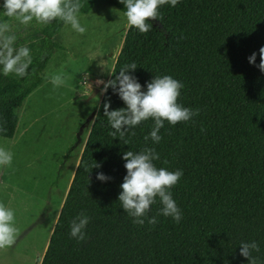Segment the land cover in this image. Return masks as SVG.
<instances>
[{
	"label": "trees",
	"instance_id": "1",
	"mask_svg": "<svg viewBox=\"0 0 264 264\" xmlns=\"http://www.w3.org/2000/svg\"><path fill=\"white\" fill-rule=\"evenodd\" d=\"M95 1L82 0L81 14ZM102 1L125 11L119 0ZM3 11L0 21L11 25L16 47L30 48L33 61L24 78L0 72V137L11 138L17 112L43 81L57 46L52 37L64 23L24 26ZM159 11L162 19L150 20L147 34L127 25L105 84L135 62L131 74L142 87L170 75L184 85L178 103L199 114L175 126L165 122L159 143L144 139L154 125L149 119L128 130L126 145L109 135L114 130L103 105L126 106L111 87L102 91L39 264H248L241 241H256L260 251L252 255L264 264V73L255 66L264 46V0H180ZM253 52L256 61L249 64ZM145 147L159 154L157 167L183 172L171 189L183 216L178 224L158 214V200L147 213L156 217L154 226L147 218L134 224L121 208L122 154ZM95 163L100 167L91 169ZM98 172L111 179L97 180ZM82 210L90 220L87 238L78 243L70 222Z\"/></svg>",
	"mask_w": 264,
	"mask_h": 264
},
{
	"label": "rangeland",
	"instance_id": "2",
	"mask_svg": "<svg viewBox=\"0 0 264 264\" xmlns=\"http://www.w3.org/2000/svg\"><path fill=\"white\" fill-rule=\"evenodd\" d=\"M79 22L85 33L63 24L53 35L43 81L23 100L12 137H0V149L13 154L0 165V203L13 210L17 229L0 264H38L91 122L78 143L73 134L98 104L127 27L124 13L102 0ZM55 75L63 85L52 84Z\"/></svg>",
	"mask_w": 264,
	"mask_h": 264
},
{
	"label": "clouds",
	"instance_id": "3",
	"mask_svg": "<svg viewBox=\"0 0 264 264\" xmlns=\"http://www.w3.org/2000/svg\"><path fill=\"white\" fill-rule=\"evenodd\" d=\"M119 2L124 5L128 27H134L139 33L147 34L153 30L149 21L162 19L159 9L165 5L175 7L180 0H119ZM83 7L82 0H3V4L0 5L5 17L15 19L21 25L28 26L35 21L46 26L54 21H60L70 25L79 34L86 31L79 22ZM16 40L11 25L7 21H0V72L5 77L14 75L17 78H24L29 75V68L33 63L31 50L27 46L16 47ZM256 56V52H253L247 58L249 64H255ZM259 58V64L255 66L264 73V46L259 48ZM137 67L135 62L126 64L118 75H115V79L109 80L104 86L103 91L111 87L126 106L109 110V103L103 105V114L114 130L109 132V135L113 139L118 136L119 140L128 145L130 140L125 138L128 130L152 119L154 125L144 139L146 142L150 139L153 143H159L162 139L159 131L165 122L172 126L188 122L193 116L198 115L200 110H193L178 103L184 85L170 75L154 76L142 87L131 74ZM51 82L59 87L63 85L64 78L55 75ZM130 135L134 136L135 132H131ZM12 158L11 152L0 149V165H10ZM159 158L156 150L149 147L139 152L128 150L122 154L126 175L120 184L118 201L136 225L142 226L146 218L150 225L158 223L155 216L147 217L151 206L157 200L162 205L158 214L171 217L177 224L183 218L171 192L179 183L183 172L180 169L170 171L165 167H157L154 161ZM163 163L167 164L168 161L165 160ZM94 167L99 168L100 165L95 163L91 169ZM96 179L105 182L111 177L98 172ZM89 220L90 217L83 210L78 213L70 222V237L75 238L78 243L84 241L87 238L84 230ZM13 222V210L0 203V249L11 247L15 243L17 229ZM239 246L240 255L247 258L248 264H258V258L252 255L254 251H260L256 241H241Z\"/></svg>",
	"mask_w": 264,
	"mask_h": 264
},
{
	"label": "water",
	"instance_id": "4",
	"mask_svg": "<svg viewBox=\"0 0 264 264\" xmlns=\"http://www.w3.org/2000/svg\"><path fill=\"white\" fill-rule=\"evenodd\" d=\"M94 114H95V109L92 110V111H90V113H89L88 116L85 118V120L82 122V124L80 125L79 128H82V126H83V125H86L89 121L91 122L92 119H93V117H94ZM36 259L39 260V262H40L41 257H37ZM39 262H38V264H39Z\"/></svg>",
	"mask_w": 264,
	"mask_h": 264
},
{
	"label": "flooded vegetation",
	"instance_id": "5",
	"mask_svg": "<svg viewBox=\"0 0 264 264\" xmlns=\"http://www.w3.org/2000/svg\"><path fill=\"white\" fill-rule=\"evenodd\" d=\"M81 125V124H80ZM80 125H78L77 130L75 131V133L73 134L74 137V141L75 143H78L79 141H81L82 136L80 134H82V129L83 128H79Z\"/></svg>",
	"mask_w": 264,
	"mask_h": 264
}]
</instances>
